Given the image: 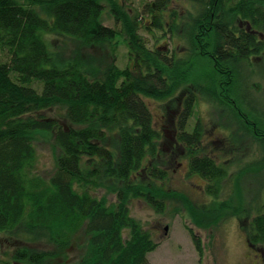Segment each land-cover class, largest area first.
Wrapping results in <instances>:
<instances>
[{
  "label": "trees",
  "instance_id": "obj_1",
  "mask_svg": "<svg viewBox=\"0 0 264 264\" xmlns=\"http://www.w3.org/2000/svg\"><path fill=\"white\" fill-rule=\"evenodd\" d=\"M182 2L152 0L134 11L118 0H0V234L20 231L28 244L45 246L17 249L14 263L61 264L81 238L77 264H150L158 246L129 205L141 199L159 212L173 194L163 186L168 152L147 100L178 101L168 154L185 160L213 199L228 172L206 148L201 123L191 124L199 97L226 114L223 128L249 131L264 153V122L241 95L250 86L239 74L264 46L243 30L235 34L238 18L264 30L263 0H187L186 11L175 10ZM105 10L114 26L104 23ZM140 30L180 43L170 53L149 48ZM49 35L69 41L72 55L53 51ZM119 39L127 48L124 68L114 56L102 63L83 54L106 46L115 52ZM55 110L62 123L47 115ZM39 132L54 134L58 150L49 178L36 171ZM98 189L115 201L96 196ZM263 210L246 237L264 250Z\"/></svg>",
  "mask_w": 264,
  "mask_h": 264
},
{
  "label": "rangeland",
  "instance_id": "obj_2",
  "mask_svg": "<svg viewBox=\"0 0 264 264\" xmlns=\"http://www.w3.org/2000/svg\"><path fill=\"white\" fill-rule=\"evenodd\" d=\"M150 1L152 0H118L127 9L134 11H142L143 5ZM182 1V5H173L175 10L186 11L185 7L189 4L186 3L187 0ZM103 4L106 6V3ZM105 18L106 25L114 26V21L108 14ZM144 20L148 22L147 18ZM139 33L149 48H162L161 50L167 53L177 48L175 44L180 43L161 31L145 33L140 30ZM47 40L50 48L62 52L66 59L72 55L74 46L69 41L53 35L47 36ZM117 42L115 52L112 47L106 46L105 51L94 49L82 53L84 56L101 58L102 63L111 61L110 58L114 56L117 66L124 68L129 63L127 48L122 39ZM247 64L249 65L241 66L239 74L249 77L250 93L242 92L241 95L243 97L249 95L247 100L251 107L258 111L253 109L257 115L253 118L263 123L264 56L252 59ZM146 103L151 110L154 126L164 134L163 150L170 153L178 118L176 113L178 101L147 100ZM60 114L58 110L47 113L51 120L62 123ZM226 120V114L217 111L212 102L199 97L194 106L191 124L194 125L196 121L201 123L205 131L206 148L217 155L219 162L228 172L227 178L221 184L222 192L218 198L213 199L206 195V181L198 175L189 174L185 160L181 161L178 156L172 158V155L166 153L164 168L168 173V179L163 186L173 195L166 201L163 210L158 212L141 199L131 200L129 205L131 216L142 224L143 229L151 235L158 246L148 255L150 264H264V256L260 259L248 250L246 237L247 224L259 213L261 206H264V153L256 138L249 135V131L242 136L235 135L237 131L234 126L223 128L222 125L228 127ZM261 127L264 132V127ZM34 146L37 157L36 171L43 178H49L55 169L58 155L54 134L37 133ZM94 193L98 197L106 195L110 202L115 201L114 196L108 195L103 189H98ZM220 203L224 204V208L215 211L213 207L221 206ZM203 206L207 214L200 210ZM189 228L195 235L196 242L191 237ZM80 244L81 238L75 240L64 260L59 262L77 264L82 254ZM20 248L41 250L45 246L41 243L28 244L20 231L11 235L0 234V264H16L12 261L11 255Z\"/></svg>",
  "mask_w": 264,
  "mask_h": 264
},
{
  "label": "flooded vegetation",
  "instance_id": "obj_3",
  "mask_svg": "<svg viewBox=\"0 0 264 264\" xmlns=\"http://www.w3.org/2000/svg\"><path fill=\"white\" fill-rule=\"evenodd\" d=\"M263 6H264V2H263ZM236 26H238L237 30L235 29V34L237 36H238L240 30H243V31L247 32L249 35H251L255 39V41L261 42L264 46V30H259L258 28L254 30V28L249 24L248 21H244L241 18H238L236 20ZM263 49H264V47H263ZM261 56H264V50H263V55H261ZM261 56L259 55V56L253 57V58H251V60L252 59H260ZM247 247H248V250L253 255L255 254L254 256H257L260 259L263 258L264 250L262 248L249 245L248 242H247Z\"/></svg>",
  "mask_w": 264,
  "mask_h": 264
}]
</instances>
